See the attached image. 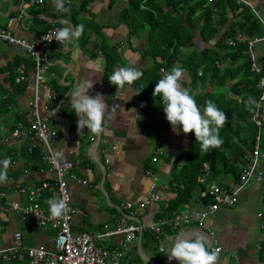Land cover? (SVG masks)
<instances>
[{"label": "crops", "instance_id": "1", "mask_svg": "<svg viewBox=\"0 0 264 264\" xmlns=\"http://www.w3.org/2000/svg\"><path fill=\"white\" fill-rule=\"evenodd\" d=\"M81 2L82 0H70L73 9L78 12L79 24H87L90 31L89 40L85 44L78 40L67 46L59 44L47 50L50 67L46 83L54 94L52 98L47 99L45 90L37 88L39 99L36 101V107L41 116L52 117L59 132V138L50 141L55 156L73 162L72 173L87 182L82 184L69 181L72 202L81 209V213L75 215L73 219V230L95 232L105 223L109 225L115 223L120 215V203L137 204L144 201L154 177L157 179L155 192L164 200L151 203L142 210L136 208L134 217L129 218L131 222L146 224L165 215L167 213L165 206L176 196L174 187L165 189L163 184L169 186L173 184L171 180L173 166L176 160L177 167L184 163V157L178 155L189 145L193 132L183 133L180 130L182 126H177L176 130L172 125L164 127V116L162 117L159 110L153 111L151 108L145 110V115L139 121L140 101L132 85L126 84L124 88H117L107 78L109 67L106 56L115 63L110 68L112 73L123 65L140 69L153 63L151 55L144 53L145 36L129 34L127 24L120 21V11L127 5L128 0H88L86 8L78 11ZM44 6L31 4L30 0H0V28L12 17L14 21L9 32L17 37L32 40L54 22L68 20L74 26L70 13L61 17L54 0H47ZM258 7L262 10V15L259 11L258 13L263 16L264 0L258 1ZM92 22L100 28L98 31L96 26L91 27ZM105 44L109 49H115L119 62L103 49ZM254 50L258 60V57L264 54V42L256 44ZM29 57L18 47L0 41L1 99L5 98L8 91L13 90L10 83L13 74L16 82L22 74L29 79L27 82L24 81L27 84L26 88L16 95L15 103L6 104L1 100L0 134L8 133L19 122L27 124L32 120L30 107L35 98L36 88L33 65L29 63ZM184 70L182 85L189 82L188 72ZM262 75L264 77V71ZM85 80L94 82L93 88L89 89V95L102 94L108 107L104 117L105 132L99 136L93 135L86 128L78 129V117L71 107L73 89ZM4 107L7 109L3 110ZM153 126L156 129H153ZM156 134L165 137L163 146L165 152L156 162H152ZM34 146L41 149L40 144L34 140H17L8 146L0 147V161L6 157L11 159L8 180L0 183V190L10 194L0 198V249L12 245L16 230L22 231L23 252L27 247L50 246L49 237L53 233L51 229H31L22 225L18 214L10 208L11 199H16L17 196L12 194L17 185H31L53 177L44 161L41 159L29 161L25 151L29 152V147ZM260 147L263 150L262 143ZM260 166L264 167V159H261ZM147 169L153 176L146 174ZM207 173L202 175L206 186L210 184H218L221 187L228 184V188L234 186L231 184L230 176L220 174L217 177L213 175L209 177ZM201 191L198 186L193 191V196L186 202L192 208H202L197 201ZM260 208H264V181L252 182L240 192L236 205L219 208L202 223L183 225L179 231L166 230L163 252H159L157 248H150V245L143 247L140 235L139 241L131 248L132 262L179 264L175 259L169 261L167 256L176 239L203 236L207 239L209 250L213 242L221 247L218 264H264V231L260 229L261 222L256 216ZM120 238V236L103 238L100 244L112 247ZM137 256L142 262L137 261L139 260L135 258ZM26 261V259L20 262L15 259L5 261L0 256V264H25Z\"/></svg>", "mask_w": 264, "mask_h": 264}, {"label": "trees", "instance_id": "2", "mask_svg": "<svg viewBox=\"0 0 264 264\" xmlns=\"http://www.w3.org/2000/svg\"><path fill=\"white\" fill-rule=\"evenodd\" d=\"M43 1L45 5L47 0ZM245 1L248 4L237 0H213L211 3L208 0H128L127 5L120 11V21L127 24L129 34L145 36L144 53L151 55L153 59L151 65L138 69L143 72V76L132 84L140 101L139 121L145 115V110L151 108L153 111L159 110L162 117L164 116V127L171 125L166 119L160 98L154 97L152 93L160 79L159 69H170L177 64L187 70L189 82L183 84V87L191 90L201 110L210 100L228 117L219 132L223 143L218 148L202 152L194 132L191 133L189 145L178 155L184 157V163L177 167L176 160L173 166L171 180L174 184L172 187L177 192L176 196L167 203V213L161 216H174L189 201L198 186L204 189L206 184L199 183L197 178L207 172L209 177L220 174L230 176L232 186L238 184L246 162L245 155L252 150V141L257 132L261 135L264 150V126L258 128L251 121L255 102L261 93L257 86L260 76L250 69V57L244 52L247 48L246 39L264 32V15L260 16L252 8L251 5L256 0ZM87 2L88 0H82L78 11L85 9ZM66 7L71 9L72 23L74 26L78 25V12L70 3ZM63 15L66 13L63 12L61 17ZM55 24L60 28L64 27L59 21ZM95 26L98 31L100 28L92 22L91 27ZM238 33L245 39H238ZM89 35L86 24L78 41L81 44L87 43ZM229 39L233 40L232 45L229 44ZM103 49L111 53L116 62L120 61L114 48L109 49L105 44ZM106 57L108 78L112 73L110 68L115 63ZM215 61L225 65L219 67ZM258 62L263 73L264 54L258 57ZM29 63L34 65L31 57ZM13 76L14 74L10 81L13 90L4 91L7 94L1 99L6 104L15 103L16 95L23 92L27 85L25 82H16ZM5 109L7 108L4 107L3 110ZM260 114L263 117L262 107ZM152 128L156 129L154 126ZM25 154L29 161L41 159L37 146L32 147L29 152L25 151ZM204 164L208 165V169ZM224 186L228 188V184ZM50 198L52 194L46 193L42 200L47 209L49 206L46 201ZM141 237L143 247H158L152 232L144 230ZM128 258L133 261L132 251ZM135 258L142 262L138 256Z\"/></svg>", "mask_w": 264, "mask_h": 264}, {"label": "built area", "instance_id": "3", "mask_svg": "<svg viewBox=\"0 0 264 264\" xmlns=\"http://www.w3.org/2000/svg\"><path fill=\"white\" fill-rule=\"evenodd\" d=\"M51 1V0H50ZM244 2L245 0H237ZM209 3L213 0H208ZM31 4L44 5L43 0H30ZM70 0H65V6ZM62 14L63 12H58ZM14 18H9L6 25L0 28V41L9 45L18 47L28 54L33 60L34 85L36 88L34 101L31 103L30 112L32 120L27 123H17L8 133L0 134V147L8 146L17 140H34L40 144V158L47 166V170L53 174L52 178L40 180L34 184H19L14 193L16 199H11L10 208L18 214L22 225L31 229L42 228L51 229L53 233L49 237L50 246L38 245L27 247L25 252L22 251L23 235L21 230H16L13 234V243L7 248L0 249V256L5 261L27 260L25 264H133L128 258L132 245L140 239L142 231H150L154 234L158 243L157 250L159 252L163 247L165 250L164 236L166 230H178L183 225H189L193 222L202 223L210 214L216 212L221 207H232L238 203L240 192L252 182L264 181V167L260 166L261 159H264V151L261 150V135L259 132L255 134L252 141L253 148L245 155V164L241 172L238 184L232 188H224L218 184H210L200 192L197 199L202 208H192L185 203L183 208L174 216H159L149 223L131 222L130 217H134L135 209L142 210L151 203H157L164 198L155 192L157 179L152 178L149 189L146 192L145 200L137 204L132 202L120 203V215L113 224L105 223L95 232L75 231L72 223L75 215L81 213V209L76 206L71 199L69 190V181L86 184V180L77 178L72 169L74 163L68 160H61L53 153L50 141L59 138V132L53 123L50 115L41 116L36 107L38 101L37 88L45 90L46 98H52L54 91L50 90L46 83V77L49 70V60L47 58V50L51 46L59 45V43L49 37L58 29L52 23L45 31L38 34L32 40L17 37L9 32ZM264 25V21H263ZM240 40L245 39L241 34H237ZM229 44H233V40L229 39ZM246 52L250 57V69L259 74L257 86L261 89V93L255 102V112L251 117V121L260 128L264 126V118L260 114L261 107H264V77L262 75V66L258 62L255 55V45L264 42V32L254 35L246 39ZM229 62L228 60H226ZM220 67L225 63L215 61ZM171 68L161 67L159 69L160 79L169 72ZM29 79L25 75H20L17 82H27ZM165 137L161 134L155 135V146L151 161L156 162L160 156L164 154ZM114 148V146H113ZM32 147H29V151ZM208 169V165L204 164ZM146 174L153 176L150 170H146ZM198 181L203 183L204 178L198 177ZM169 184H163L165 189H169ZM52 192V196L56 198H65L69 203L70 212L61 218L53 219L50 216L49 209L42 204V200L46 193ZM54 194V195H53ZM10 195L6 191L0 190V198ZM23 197V199H22ZM260 220L259 227L264 231V210L256 214ZM120 236L118 242L113 243L112 247H106L100 244L103 238ZM210 250H221V247L214 242L210 245Z\"/></svg>", "mask_w": 264, "mask_h": 264}, {"label": "clouds", "instance_id": "4", "mask_svg": "<svg viewBox=\"0 0 264 264\" xmlns=\"http://www.w3.org/2000/svg\"><path fill=\"white\" fill-rule=\"evenodd\" d=\"M54 3L57 11L70 13L71 9L65 6V0H54ZM255 12L258 13V10L256 9ZM61 23L66 26L56 30L49 37L50 42L55 38L59 44L67 46L77 41L84 33L82 23L76 26L68 20H63ZM184 71L181 66L174 65L158 80L152 95L160 98L166 119L173 129L182 126L180 130L183 133L194 132L200 150L207 152L222 145L223 140L219 132L228 117L210 100L201 110L191 90L183 87L181 83ZM142 76L143 72L137 68L123 66L115 70L108 79L117 88H124L126 84L132 85ZM93 85V81L85 80L73 89L71 107L78 117V129L86 128L93 135L99 136L105 132L104 117L108 107L102 94L89 95V89H92ZM10 165L11 159L8 157L0 161V183L7 182ZM46 203L53 219L64 217L70 212L69 203L65 198L52 197ZM160 251L163 252L164 248L162 247ZM167 256L169 261L175 259L179 264H218V250H209L207 239L203 236L177 238Z\"/></svg>", "mask_w": 264, "mask_h": 264}, {"label": "rangeland", "instance_id": "5", "mask_svg": "<svg viewBox=\"0 0 264 264\" xmlns=\"http://www.w3.org/2000/svg\"><path fill=\"white\" fill-rule=\"evenodd\" d=\"M256 1H257V2L254 1L253 4H252L251 6H252V8H253L255 11H256V9H257V10L259 11V13L261 14L262 10L258 7V1H261V0H256ZM261 15H262V14H261ZM223 66H224V65H221L220 67H223ZM230 83H231V82H230ZM230 83L227 84V87H229ZM0 94H1V93H0ZM0 102H1V95H0ZM0 111H2L1 108H0ZM0 113H1V112H0ZM249 185H250V184H249ZM249 185H248V186H249ZM248 186H247V187H248ZM263 210H264V208H260V209L258 210V212H259V211H263ZM170 241H171V240H170ZM164 247H165V246H164Z\"/></svg>", "mask_w": 264, "mask_h": 264}, {"label": "bare ground", "instance_id": "6", "mask_svg": "<svg viewBox=\"0 0 264 264\" xmlns=\"http://www.w3.org/2000/svg\"><path fill=\"white\" fill-rule=\"evenodd\" d=\"M160 186V185H159Z\"/></svg>", "mask_w": 264, "mask_h": 264}]
</instances>
